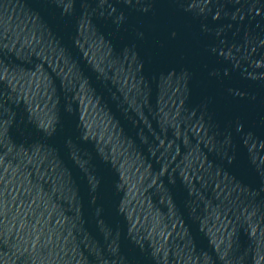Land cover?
<instances>
[{
    "label": "water",
    "instance_id": "water-1",
    "mask_svg": "<svg viewBox=\"0 0 264 264\" xmlns=\"http://www.w3.org/2000/svg\"><path fill=\"white\" fill-rule=\"evenodd\" d=\"M0 264H264V0H0Z\"/></svg>",
    "mask_w": 264,
    "mask_h": 264
}]
</instances>
